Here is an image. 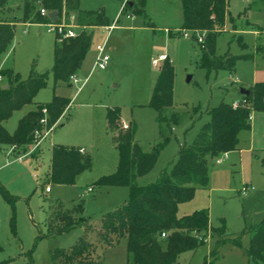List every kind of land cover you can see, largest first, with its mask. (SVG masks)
Instances as JSON below:
<instances>
[{"label":"rangeland","instance_id":"obj_1","mask_svg":"<svg viewBox=\"0 0 264 264\" xmlns=\"http://www.w3.org/2000/svg\"><path fill=\"white\" fill-rule=\"evenodd\" d=\"M22 1L8 0L7 6L0 8V19L9 20L15 26L12 46L1 64L24 79L31 73L47 71L49 76L47 86L38 91L34 101L14 111L4 125L13 132L23 115L37 103L51 101L55 94L72 98V101L60 117V123L31 155L19 161L17 157L27 153L30 147L23 146L9 153L11 145H0V165L8 162L0 168V184L12 197L9 202L0 191V261L7 260L8 264H127L126 237L104 244L97 235L101 230V217L121 206L130 196L127 186L96 183L102 176L114 173L119 165V151L107 123L108 109L119 108L120 127L122 121L136 125L135 138L145 151L164 143L169 134L162 131L157 112L149 101L159 74V68L152 65V58L163 53L168 55L175 70L172 108L182 115V121L160 149L153 169L138 179L140 184L155 181L162 171L170 168L181 145L190 144L196 138L210 118L207 109L223 99L234 101L231 98L234 92L237 96V89L252 80L256 68L264 69V0L228 2L224 30L216 39V52L221 55L229 50L234 55L251 56L239 59L232 72L207 71L201 67L203 49L197 35L191 31L190 37L183 35L181 0H134L136 6L144 1L145 11L133 16L127 15L129 10L121 14L123 0H80L83 8L102 9L109 24L116 17L119 20L110 32L104 26L89 29L94 32V45L74 74L79 82L74 83L71 76L68 83L58 81L56 87L51 68L57 36L48 31L46 25L34 22L39 4L24 18ZM14 16L16 21H13ZM165 28L172 30L170 35ZM239 35H242L241 40ZM104 41L111 60L106 69H94V47ZM78 86H81L79 90ZM195 108L199 110L194 111ZM256 113L262 117L254 135L253 150H245L251 143V132L245 129L239 135L243 150L217 156L208 186L198 188L190 200L179 204L178 215L208 210L211 228L223 229L222 234L218 232V238L209 231L194 250L181 252L178 257L181 264L206 261L263 264L254 262L246 253L254 227L264 218V109L253 110L251 115L254 117ZM54 144L83 147L89 155L91 167L81 172L74 183L61 184L51 179ZM46 186L50 187V192L45 191ZM246 186L253 189L244 194L242 189ZM79 202L84 204L80 216L88 218V228L75 225L61 232V222L54 219L56 214L60 209L73 212ZM81 236L90 241V249L79 259L76 255L65 259L62 250L69 252Z\"/></svg>","mask_w":264,"mask_h":264},{"label":"trees","instance_id":"obj_2","mask_svg":"<svg viewBox=\"0 0 264 264\" xmlns=\"http://www.w3.org/2000/svg\"><path fill=\"white\" fill-rule=\"evenodd\" d=\"M229 0H181L183 10V28L205 34L200 65L207 71L226 70L232 72L239 59H247V54L234 55L230 51L217 54L216 39L224 30ZM8 0H0V8L7 6ZM35 18L38 23L50 21L48 15L41 13L45 8L49 13L56 10L60 21L65 14H75L76 21L83 28L74 37L58 40L54 44V62L51 72L54 87L58 81L69 82L70 77L81 68L93 40L92 31L87 27L108 25L102 10H82L79 0H23L24 18L37 8ZM129 10L132 14H142L145 2L136 6L134 0L128 1L122 13ZM16 17H14L13 21ZM15 35V26L9 20L0 19V64L10 49ZM242 35L238 39L241 40ZM3 81L0 83V145L27 146L34 140L35 129L58 124L71 98L54 95L52 100L37 103L18 121L13 132L7 130L4 122L14 111L32 103L38 91L47 86L49 72L31 73L26 79L12 68H2ZM174 66L166 59L159 68L149 105L157 112L162 131H167L164 143L153 150L145 151L136 140V125L130 122L124 129L119 126V108H109L107 112L108 128L112 130L116 147L119 151L117 170L99 178L100 186H127L130 196L121 206L101 217V230L98 240L104 244H113L122 237L127 239V264H181L178 257L181 252L194 250L210 231L212 235L223 229L210 226L208 210H196L191 214L178 215L179 204L190 200L198 188L208 186L214 159L224 153L235 150L239 144L241 131L251 126V112L264 109V81L250 87L249 94H242L241 103L233 106V101L221 102L207 109L209 120L190 144L181 145L176 159L170 168L162 171L158 178L147 184H140L138 179L150 172L159 156L160 149L171 139L174 128L182 121V115L173 110L174 104ZM7 84V87L3 85ZM43 108L48 110V121L41 123ZM199 110L195 108L194 111ZM91 167L89 155L80 152L74 146L54 144L51 157V179L61 184H71L76 177ZM3 197L11 202L12 197L0 184ZM73 212L60 209L56 220L61 222L60 231H68L75 225H86L89 220L80 216L84 204H76ZM76 213V216L73 215ZM88 226L86 225V229ZM165 233V236L162 234ZM220 242V237L218 239ZM91 247L86 236H81L69 252L62 254L65 259H76ZM1 249V245H0ZM247 255L256 263L264 264V218L253 229V235ZM81 258V257H80ZM0 264H8L7 260ZM204 264H213L206 261Z\"/></svg>","mask_w":264,"mask_h":264},{"label":"built area","instance_id":"obj_3","mask_svg":"<svg viewBox=\"0 0 264 264\" xmlns=\"http://www.w3.org/2000/svg\"><path fill=\"white\" fill-rule=\"evenodd\" d=\"M129 0H123V6L121 8V12H122V9L127 5ZM41 13L43 15H48L49 16V12L45 9V8H41ZM129 15V14H128ZM66 15L64 14L62 19L59 21H52L50 19V21L44 23V25H46L48 27V31L50 32H53L56 34V36L58 37V40H61L63 38H67V37H74L76 36V34L78 33L76 31V28L77 26H79L77 24V21H76V16L75 14H70V16H68V19H66ZM193 32L194 35H197V40L200 42V44L202 46H204V40H205V34L203 32H199V31H192V30H189V29H184L183 30V35L185 37H190L189 35V32ZM166 59H168V55L163 53V54H160L159 56L157 57H153L152 58V65L154 67H157V68H160L161 67V63L164 62ZM109 61H110V55L105 52V49L104 47H101L100 50H99V53L96 57V60H95V63H94V69H105L108 64H109ZM1 70H2V66L0 65V83L3 81V76L1 74ZM72 79H73V82L74 83H78V79L76 77V75H73L72 76ZM241 103V99H237V100H234L233 101V106L234 107H237L239 104ZM43 117L41 119V123L43 125H45L48 121V117H49V114H48V110L47 108H43ZM251 118V116H250ZM55 125L51 126V127H43L42 129H35L34 131V141L30 146V151L23 154V155H20L17 157L18 160H22L25 156H27L29 153H31L32 151H34V149L39 146V144L41 143V141L49 134V132L51 131V129L54 127ZM121 127L126 129L129 127V124L125 121H122L121 123ZM16 146L15 145H12V148L10 149V151H12ZM81 151H83V149H81ZM224 155L226 156L227 153H224ZM217 161H221V157H219L217 159ZM92 188L90 187L89 190H91ZM251 189H253V187H244L242 189V192L244 194L248 193ZM46 191H50V187L47 186L46 187ZM162 236H165V233L162 234Z\"/></svg>","mask_w":264,"mask_h":264},{"label":"crops","instance_id":"obj_4","mask_svg":"<svg viewBox=\"0 0 264 264\" xmlns=\"http://www.w3.org/2000/svg\"><path fill=\"white\" fill-rule=\"evenodd\" d=\"M132 1V0H131ZM79 6H80V8L82 9V10H89V9H86V8H83V7H81V5H80V0H79ZM99 10H102V9H99ZM103 11V10H102ZM104 13V12H103ZM121 14H122V12H121ZM130 16H133V15H136V14H132V13H128ZM127 14V15H128ZM15 17V16H14ZM118 17H116V18H114L113 19V21H112V23H108V25H97V26H104L105 27V29L108 31V32H110L112 29H114L115 27H117V21L119 20V18L117 19ZM108 21V20H107ZM39 24H43L44 25V23H39ZM77 24H78V22H77ZM79 25V24H78ZM97 26H94V27H97ZM94 27H88V30L90 29V28H94ZM83 27L82 26H77V28H76V31L77 32H79L81 29H82ZM184 30V29H183ZM165 32H166V34H169L170 35V33L172 32V30L171 29H168V28H165ZM256 32V31H255ZM92 34H93V40H94V32L92 31ZM93 40H92V45H91V48L93 47V45H94V43H93ZM101 47H104V49H105V52L107 51V48H106V42L104 41L103 43H101V44H99V45H96L95 47H94V49H95V51H96V57H97V55H98V53H99V50H100V48ZM90 48V49H91ZM86 57V56H85ZM169 58V57H168ZM84 60H85V58H84ZM110 60H111V58H110ZM84 62V61H83ZM1 66H2V68H4L3 67V64H1ZM106 69V68H105ZM260 81H264V69L262 70V69H258V68H256V71H255V73L252 75V80L251 81H249L248 83H247V85L246 86H244L243 88H246V89H249L250 90V87H252V86H254L257 82H260ZM71 85V84H70ZM81 88V86H78V90ZM240 88H242V87H240ZM240 88L239 89H237V93H238V95L236 96L235 94V92H234V95L231 97V98H234L233 100H237V99H239V98H241V96H240ZM71 101H72V98H71ZM68 109V108H67ZM261 117L262 116H257V113L254 115V117H253V114L251 115V126H250V128H249V130H250V132H251V143H250V145L245 149V150H248V151H252L253 150V145H254V143H253V139H254V135H255V133H256V131L258 130V127H259V121L261 120ZM62 118V117H61ZM60 121H61V119L59 120V122H58V124L60 123ZM126 122V121H125ZM127 123H129V122H127ZM57 125V124H56ZM55 125V126H56ZM54 126V127H55ZM49 135V134H48ZM47 135V136H48ZM46 136V137H47ZM45 137V138H46ZM42 142V141H41ZM240 140H239V144H238V147L235 149L236 151H238V152H241V150H243V148H241L240 147ZM41 144V143H40ZM39 144V145H40ZM22 146H20V147H18V146H16L12 151H10V149L12 148V146H10V149H9V153H14V152H16L17 150H20V148H21ZM24 147H30L29 145L28 146H24ZM80 150L81 149H83V151L82 152H84V153H86V150L83 148V147H81V148H79ZM234 150V151H235ZM29 151H30V149H29ZM28 151V152H29ZM33 152V151H32ZM31 152V153H32ZM31 153H29L30 155H31ZM230 153H231V151L230 152H228V154L230 155ZM29 154L27 155V156H29ZM26 157V156H25ZM24 157V158H25ZM23 158V159H24ZM19 161H21V160H19ZM6 164H8V162H3L1 165H0V168L1 167H3V166H5ZM213 164H214V162H213ZM47 187V186H46ZM90 188V187H89ZM89 188H88V191H89ZM45 191H46V188H45ZM51 191V190H50ZM50 191H46V192H50ZM91 191V190H90Z\"/></svg>","mask_w":264,"mask_h":264},{"label":"water","instance_id":"obj_5","mask_svg":"<svg viewBox=\"0 0 264 264\" xmlns=\"http://www.w3.org/2000/svg\"><path fill=\"white\" fill-rule=\"evenodd\" d=\"M49 17L52 21H57L58 20V13L56 10H53L49 13ZM190 79V78H189ZM8 85L5 84L3 85V87H7ZM240 93L242 94H249L250 93V90L249 89H246V88H240Z\"/></svg>","mask_w":264,"mask_h":264}]
</instances>
